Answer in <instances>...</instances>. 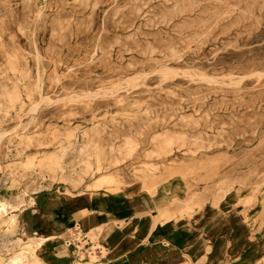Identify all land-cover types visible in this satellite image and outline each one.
<instances>
[{"label":"rangeland","instance_id":"rangeland-1","mask_svg":"<svg viewBox=\"0 0 264 264\" xmlns=\"http://www.w3.org/2000/svg\"><path fill=\"white\" fill-rule=\"evenodd\" d=\"M52 191L138 205L99 201L67 264L130 224L141 261L107 264H264V0H0V264H46Z\"/></svg>","mask_w":264,"mask_h":264},{"label":"crops","instance_id":"crops-1","mask_svg":"<svg viewBox=\"0 0 264 264\" xmlns=\"http://www.w3.org/2000/svg\"><path fill=\"white\" fill-rule=\"evenodd\" d=\"M103 202V205L107 207V210L102 211V217H106L107 215L110 217H121L123 218V223L126 225L130 223L131 217L128 222H124L130 212H133L138 206L135 201L131 200H123L119 197H113L109 194L98 193L93 198L90 196H60L52 192H43L40 193L35 201L37 212L28 223H26L25 230L27 232L30 229L32 232L36 230L37 233L42 234L46 237L50 236L51 231L52 234H56L60 232L59 238L51 239L42 245V253L41 258L43 262L46 264H67L69 261L68 255L65 252L66 250L63 248L61 239L66 235L70 230H74L77 223H83L85 225L86 230L88 228H93L100 223L98 212V204L99 201ZM140 204V202H139ZM59 209L61 213L65 214L62 219L55 218L52 210ZM57 219H59L57 221ZM50 221L51 231L47 222ZM110 223L105 224L107 227ZM103 226V227H104ZM129 230L124 229H103L100 235V241L102 237V243H105L107 240H111V251L106 254L113 260L116 257L121 256L125 253L127 259L131 262L138 263L139 259L134 258L133 252L130 250L131 244L129 238L133 236L140 238L136 235L133 224H130ZM123 230V231H122ZM29 233V232H28ZM76 234V232L74 233ZM72 234V235H74ZM145 241V240H144ZM129 242V243H127ZM148 242V241H147ZM158 241H153L150 243H155ZM127 244H129L127 246ZM127 251H131L130 254L126 253ZM99 251L98 259L101 260V264H107V261L104 260L105 256ZM102 254V255H100Z\"/></svg>","mask_w":264,"mask_h":264},{"label":"bare ground","instance_id":"bare-ground-1","mask_svg":"<svg viewBox=\"0 0 264 264\" xmlns=\"http://www.w3.org/2000/svg\"><path fill=\"white\" fill-rule=\"evenodd\" d=\"M21 234L24 235V231H22Z\"/></svg>","mask_w":264,"mask_h":264}]
</instances>
